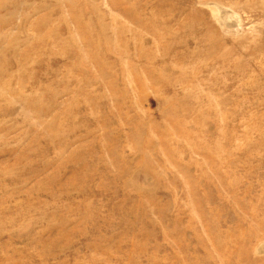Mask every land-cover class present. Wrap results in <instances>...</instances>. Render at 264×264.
Returning <instances> with one entry per match:
<instances>
[{"label": "rangeland", "instance_id": "1", "mask_svg": "<svg viewBox=\"0 0 264 264\" xmlns=\"http://www.w3.org/2000/svg\"><path fill=\"white\" fill-rule=\"evenodd\" d=\"M0 264H264V0H0Z\"/></svg>", "mask_w": 264, "mask_h": 264}]
</instances>
